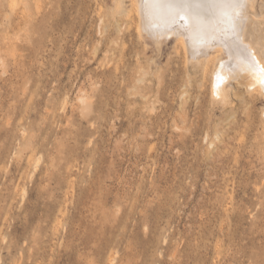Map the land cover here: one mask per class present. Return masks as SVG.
<instances>
[{
	"label": "rangeland",
	"instance_id": "obj_1",
	"mask_svg": "<svg viewBox=\"0 0 264 264\" xmlns=\"http://www.w3.org/2000/svg\"><path fill=\"white\" fill-rule=\"evenodd\" d=\"M132 1L0 0V264H264V91L231 63L225 103ZM214 2L197 34L264 69V0L235 37Z\"/></svg>",
	"mask_w": 264,
	"mask_h": 264
},
{
	"label": "bare ground",
	"instance_id": "obj_2",
	"mask_svg": "<svg viewBox=\"0 0 264 264\" xmlns=\"http://www.w3.org/2000/svg\"><path fill=\"white\" fill-rule=\"evenodd\" d=\"M115 1H116L115 2L116 6H117L116 10L119 11L118 13H120V14L122 13L123 15L128 13L127 9H125L126 7H124L125 5L123 6L124 0H115ZM133 1H135V0H133ZM133 1H132V4L135 3L134 6L140 1V6H141L140 10H139V6H138L139 3L137 5L138 9L136 6L135 7L137 10H139V12L138 11L137 12L139 13L140 18H141V32H142V30L145 32L147 31V34L150 37H152L154 35L150 34L149 29H151L152 32L159 33V34L155 35L157 38H160L161 36L165 35L166 25H167V16H166V13L164 12V10L156 7L154 0H143V2H142V0H138V1L136 0L134 3H133ZM249 1L250 0H248V2ZM115 3H114V5H115ZM250 4H252V2H249L248 6ZM246 6H247V4H246ZM132 7H133V5H132ZM248 8L249 7H247V9ZM247 9H246V11H247ZM142 20H143V23H142ZM166 36H168V35H166ZM181 36H182V38L186 37V39H188V41L186 40L184 43L182 41V43L183 44L186 43L185 47L189 44L188 48H189V51L191 53V57H189V58H192V60H195L196 58L198 60L200 59L199 61L201 62V64L203 61L202 58H204L205 63H206L205 70L207 72H211L212 77H213L212 79L214 80V83L212 82L214 88L212 87V89H215V92L217 95L224 97V99H222L223 98L222 97V98H220V100L221 99L223 101L225 100V103H226L227 102L226 100L230 99L229 94L227 92V86L226 85L228 83V80L231 79L232 77L231 78L228 77V74H227L228 69H232V72L235 71V69H236V72H237L236 75H238L240 77V80H239L240 84H245L248 87H256V88H258L257 86H259L258 89L261 90V88H262V91H264V71H261V69H262L261 60H260L259 56L257 55V53L253 50V48L248 43L245 45L251 49V51L253 52V54L255 56V60L257 61V64H258V67L254 68V69H250L241 63V61L243 59L242 46H241V44H239L237 42L236 39H235L236 41L234 39L233 40L230 39L229 41H224L223 39L218 40V37L216 38V36H214V37L205 36V33H203V32L199 33V35H198L197 31H194V29H192L191 31H189L185 34L180 35V37ZM245 36H246V34H245ZM156 37H155V39H156ZM179 39L181 41V38H178V41H179ZM215 48H216L215 51L218 50L217 52H220L221 51L220 49H222V51L225 50V52L227 53L228 59H225L226 57L221 58V56H220V58H218L219 54L216 55L213 52L212 53L214 55L212 56L210 54V50L215 49ZM217 48H219V49H217ZM189 51H186V52H189ZM217 52H215V53H217ZM198 60H196V62ZM199 61H198V63L200 64ZM216 61H219V62L216 63ZM231 63H233V65H235V69L232 67L229 68ZM214 65H215L214 68H216V67L217 68L210 70V67L211 66L213 67ZM217 73H219L223 77L222 81L217 80ZM239 82H238V84H239ZM232 88H233V90L235 89V87H232ZM260 90H257V91H260ZM186 92L187 91L183 92V94H185ZM251 92H253V91H251ZM260 93H262V92L260 91ZM79 98L84 105H85V103H87V100H86V98H84V96H81ZM217 99H219V98H217ZM223 101H221V102H223ZM223 104H224V102H223ZM211 143H213V142H211Z\"/></svg>",
	"mask_w": 264,
	"mask_h": 264
},
{
	"label": "snow or ice",
	"instance_id": "obj_3",
	"mask_svg": "<svg viewBox=\"0 0 264 264\" xmlns=\"http://www.w3.org/2000/svg\"><path fill=\"white\" fill-rule=\"evenodd\" d=\"M143 2V0H142ZM155 6L164 10L167 16L166 33H175L177 36L185 34L192 29L200 32L205 29L211 23L210 19H206L203 14L195 9L202 7L214 8L218 5L214 2L203 4L201 0H155ZM241 0H231L228 7L231 8V12L225 17L227 24V31L232 36H237V30L240 27L242 8ZM150 34L157 35L149 29ZM243 59L241 63L250 69L258 67L255 56L250 48L246 45H242ZM231 68V66H229ZM264 71V69H261ZM217 80L222 81L223 77L217 73Z\"/></svg>",
	"mask_w": 264,
	"mask_h": 264
}]
</instances>
